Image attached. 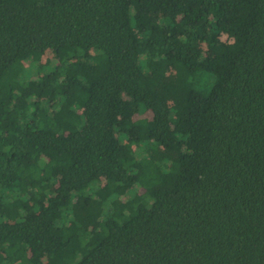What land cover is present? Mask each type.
I'll use <instances>...</instances> for the list:
<instances>
[{
  "label": "trees",
  "instance_id": "trees-1",
  "mask_svg": "<svg viewBox=\"0 0 264 264\" xmlns=\"http://www.w3.org/2000/svg\"><path fill=\"white\" fill-rule=\"evenodd\" d=\"M0 264H264V0H0Z\"/></svg>",
  "mask_w": 264,
  "mask_h": 264
}]
</instances>
